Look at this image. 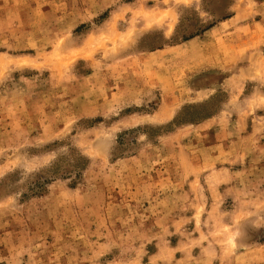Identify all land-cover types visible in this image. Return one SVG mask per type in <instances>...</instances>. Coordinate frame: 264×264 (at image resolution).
I'll return each instance as SVG.
<instances>
[{
    "label": "rangeland",
    "instance_id": "1",
    "mask_svg": "<svg viewBox=\"0 0 264 264\" xmlns=\"http://www.w3.org/2000/svg\"><path fill=\"white\" fill-rule=\"evenodd\" d=\"M0 264H264V0H0Z\"/></svg>",
    "mask_w": 264,
    "mask_h": 264
},
{
    "label": "crops",
    "instance_id": "2",
    "mask_svg": "<svg viewBox=\"0 0 264 264\" xmlns=\"http://www.w3.org/2000/svg\"><path fill=\"white\" fill-rule=\"evenodd\" d=\"M234 11L230 14H226V18L221 21V23H224L225 21H231L234 17Z\"/></svg>",
    "mask_w": 264,
    "mask_h": 264
}]
</instances>
